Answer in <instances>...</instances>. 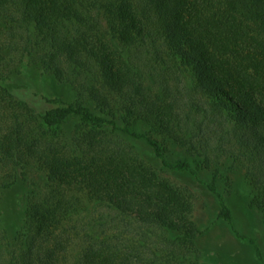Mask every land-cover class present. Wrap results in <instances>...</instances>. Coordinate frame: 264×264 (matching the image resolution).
Returning <instances> with one entry per match:
<instances>
[{"label": "trees", "instance_id": "trees-1", "mask_svg": "<svg viewBox=\"0 0 264 264\" xmlns=\"http://www.w3.org/2000/svg\"><path fill=\"white\" fill-rule=\"evenodd\" d=\"M0 21L9 37L27 33L29 47L0 32V50L15 53L0 52V81L13 83L0 90L7 123L32 91L21 77L34 48L44 73L87 84L72 103L44 96L50 108L21 133L28 144L0 149V264H199L205 230L185 217L189 198L130 142L144 141L168 171H196L167 161L159 141L134 128L141 122L215 168L213 184L222 159L237 163L264 215V0H0ZM72 119L82 133L56 149L50 142ZM40 170L45 180L30 184L11 238L18 212L4 194ZM85 202L84 217L76 207ZM218 218L231 222L225 204Z\"/></svg>", "mask_w": 264, "mask_h": 264}, {"label": "rangeland", "instance_id": "rangeland-1", "mask_svg": "<svg viewBox=\"0 0 264 264\" xmlns=\"http://www.w3.org/2000/svg\"><path fill=\"white\" fill-rule=\"evenodd\" d=\"M8 28L7 21H0V32L3 39H10L19 44V51L29 48L27 46V33L21 32L15 37H9V34H5V30ZM9 51L0 50L2 56L10 58L15 53ZM40 51L41 49L34 48V59L35 56L38 57ZM33 58L26 59V64L24 63V75L21 78L31 83L32 91L29 95L23 97L25 102L18 104L19 120L14 121V123L11 121L7 123L3 118L5 114H0V135H4L0 140V149L2 150L28 144L21 133L34 131L38 126L37 118L39 115L50 108L44 100V96L59 98L64 102L72 103L79 99L80 93L86 89L85 77H77V80H72L75 81V84H72L69 79L63 80L60 78L62 76L55 77L51 73H44L41 65L36 63ZM50 60L51 57H48L43 61L46 63ZM0 87V90L6 87L11 90L13 83H2L0 81ZM82 97V100L87 101L85 96ZM134 128L155 137L159 141L167 161L174 163L186 160L192 169L196 171V175L189 172L168 171L161 166L160 160L153 155L144 141L130 142V145L136 150L145 165L156 169L162 177L178 187L180 192L189 198L188 206H181L186 210L185 217L188 221L193 222L197 229L205 230L195 240L197 248L201 251L199 264H264V215L254 206V189L239 165L233 160L222 159L218 166L217 179L213 184L215 168L212 170L204 169L196 158H193L184 148L172 140L164 130L146 122H141L135 125ZM78 130H80L79 133H82L83 124L78 119H72L63 125V137L59 138L61 140L50 142V144L56 149L72 147V141L68 140V136L74 138ZM10 133H17L19 136L18 138L15 135L11 137ZM33 145L32 149L35 148L36 142ZM45 177L46 173L41 170L29 172L27 180H20L13 190L4 194V197L8 198V202H14L10 204V211L18 212L14 220L9 218V220H13L12 223L6 224L9 226V236L11 238L15 237L18 228L23 224L24 196L30 189V184H40L45 180ZM212 185L215 187L214 192L209 190ZM74 204L76 205V203ZM222 204H225L231 211V222L218 218ZM13 205H15V210L11 208ZM76 208L82 209V215L85 217L87 212L84 210L90 211L92 206L87 205V202H85L84 206L78 203ZM2 210L6 213L3 207ZM99 211L98 209V213ZM180 234L177 232L171 236L176 237ZM184 252L183 247L176 251L181 257L184 256Z\"/></svg>", "mask_w": 264, "mask_h": 264}]
</instances>
